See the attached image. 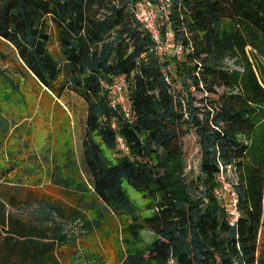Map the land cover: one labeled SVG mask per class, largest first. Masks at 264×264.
<instances>
[{
  "label": "trees",
  "instance_id": "1",
  "mask_svg": "<svg viewBox=\"0 0 264 264\" xmlns=\"http://www.w3.org/2000/svg\"><path fill=\"white\" fill-rule=\"evenodd\" d=\"M140 1L0 0V42L46 92L84 101L81 150L92 190L106 210L129 219L119 264H264V0H169L159 27L179 55L160 52L135 18ZM119 80L129 118L105 88ZM19 92L0 69V96ZM0 129L6 133L2 121ZM189 134L200 150L192 179L183 158ZM70 158L67 150L65 170L74 167ZM28 163L0 162V181L40 182L39 162ZM50 174L64 181L55 162ZM221 175L236 195V216ZM124 184L144 197L148 215ZM19 204L32 219L0 201V236L4 227L9 233L0 264H75L55 256L67 238L61 208L36 197ZM145 230L149 242L140 236Z\"/></svg>",
  "mask_w": 264,
  "mask_h": 264
},
{
  "label": "rangeland",
  "instance_id": "2",
  "mask_svg": "<svg viewBox=\"0 0 264 264\" xmlns=\"http://www.w3.org/2000/svg\"><path fill=\"white\" fill-rule=\"evenodd\" d=\"M225 65L239 69L231 59H226ZM254 66L258 67L256 63ZM0 69L20 84L17 98L5 100L0 96V121L6 127V133L0 129V162L16 158L30 167L28 162L35 157L42 167L40 182L24 178L20 187L14 180L0 181V201L6 204L7 212L23 220L33 216L18 208L21 200L28 202L36 197L61 208L62 221L67 223L64 231L67 238L57 248L55 256L59 260L75 264L83 261L96 264L98 260H104L105 264H119L126 250L125 227L129 219L115 217L106 210L92 190L81 150L86 114L84 101L68 92L61 99L46 92L25 73L14 50L3 42H0ZM67 150L71 151L70 160L74 167L65 170ZM183 158L186 178H195L199 170L200 150L194 134L183 138ZM54 162L60 166L63 182L50 178ZM228 176L235 181L233 170L228 172ZM124 189L139 208L141 216L148 215L150 212L145 209L144 197L126 184ZM79 213L83 219L79 217L72 221V216ZM96 222L98 226L94 227ZM86 224L93 228L86 227ZM8 235L6 227L1 229L2 252H5L3 243ZM140 236L142 241L149 242L153 234L145 230ZM3 256L0 255V260Z\"/></svg>",
  "mask_w": 264,
  "mask_h": 264
},
{
  "label": "built area",
  "instance_id": "3",
  "mask_svg": "<svg viewBox=\"0 0 264 264\" xmlns=\"http://www.w3.org/2000/svg\"><path fill=\"white\" fill-rule=\"evenodd\" d=\"M158 4L154 6L152 3H148L147 0H142L137 3L135 8V18L143 25L144 29L148 32L150 37L158 44V49L163 53H171L174 55H179L181 52V47L179 45L171 46L169 43L170 33L166 32L165 37L161 35L160 25L164 23L167 19L166 6L169 0H156ZM105 88L109 91L111 95L110 104L112 107L119 106L126 118L130 117L129 109L126 105V98L124 95L125 82L123 80L114 81L111 84L105 85ZM121 149H124V145L121 140H119ZM223 190L225 193L230 194V202L233 207L230 212L232 216H236L235 204L236 195L232 190V187L221 175L219 179ZM167 264H175L172 259L167 261Z\"/></svg>",
  "mask_w": 264,
  "mask_h": 264
}]
</instances>
